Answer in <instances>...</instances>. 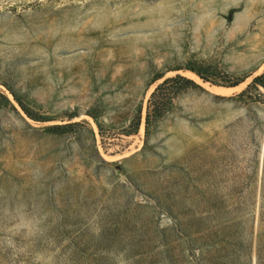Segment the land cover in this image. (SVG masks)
Listing matches in <instances>:
<instances>
[{"label":"rangeland","instance_id":"1","mask_svg":"<svg viewBox=\"0 0 264 264\" xmlns=\"http://www.w3.org/2000/svg\"><path fill=\"white\" fill-rule=\"evenodd\" d=\"M0 264H264V0H0Z\"/></svg>","mask_w":264,"mask_h":264},{"label":"trees","instance_id":"2","mask_svg":"<svg viewBox=\"0 0 264 264\" xmlns=\"http://www.w3.org/2000/svg\"><path fill=\"white\" fill-rule=\"evenodd\" d=\"M189 82H190V81H189ZM160 86H161V85H159V87H160ZM159 87L156 88V91L158 90ZM156 91H155V92H156ZM155 92L152 94V99L154 98V96H155V94H156ZM148 118H149V115L147 116V119H146V120H148Z\"/></svg>","mask_w":264,"mask_h":264}]
</instances>
